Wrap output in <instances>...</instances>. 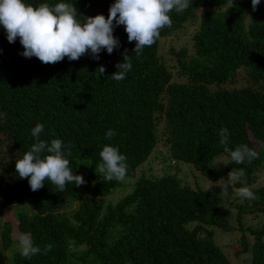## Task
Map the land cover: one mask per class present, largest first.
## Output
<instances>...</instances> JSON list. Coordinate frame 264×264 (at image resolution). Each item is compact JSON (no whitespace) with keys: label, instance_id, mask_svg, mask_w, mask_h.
Segmentation results:
<instances>
[{"label":"trees","instance_id":"1","mask_svg":"<svg viewBox=\"0 0 264 264\" xmlns=\"http://www.w3.org/2000/svg\"><path fill=\"white\" fill-rule=\"evenodd\" d=\"M25 2L72 3L84 21L97 14L107 18L115 0ZM191 5L182 13L173 10L171 28H163L139 57L125 27L115 22L120 44L111 54L101 49L95 59L89 51L55 64L23 56L19 38L9 43L0 25V246H11L15 227L42 250L31 259L16 251L13 264H232L205 227L211 225L242 230L239 251L251 249L247 264H264V227L243 223V213H264V184L254 186L264 161V6L260 1L253 10L251 0H191ZM186 23L196 26L191 49H168L172 68L185 78L178 81L158 51L165 35ZM125 54L132 69L115 81L111 74ZM239 69L248 83L224 87ZM37 123L44 125L40 139L71 145L67 158L74 174L83 175V185L69 183L58 192L46 180L32 191L28 179L18 177L16 160L35 142L31 130ZM224 128L229 149L247 144L258 158L233 162L220 143ZM109 129L116 135L105 139ZM160 139L169 157L190 163L209 179L218 181L234 170L244 175L233 185L216 183L206 190L182 186L175 175L141 177L115 203L107 202L121 182L97 173L103 147H118L126 156V176L132 177ZM217 155L228 159L214 169L209 163ZM220 184L227 190L248 186L256 195L237 203V226L219 207ZM20 203L27 207L15 214L16 224L1 214ZM246 231L253 236L249 246ZM49 244L52 250L44 254Z\"/></svg>","mask_w":264,"mask_h":264},{"label":"clouds","instance_id":"2","mask_svg":"<svg viewBox=\"0 0 264 264\" xmlns=\"http://www.w3.org/2000/svg\"><path fill=\"white\" fill-rule=\"evenodd\" d=\"M253 10L260 4V0H251ZM191 5V0H115L109 8L107 18L103 14L78 19L75 4L59 2L55 5L41 3L34 6L25 0H0V25L7 33V40L13 43L19 38L25 57L35 56L44 64H55L65 57L78 60L91 52L93 58L99 59L101 49L111 54L119 47V40L114 37V22L123 25L128 41L135 42L134 52L137 57L145 47H150L160 39L161 30L171 28L173 20L170 13H182ZM192 6V5H191ZM118 71L111 74L115 81H122L132 69L128 55L124 61L117 63ZM99 74L105 68L100 66ZM44 125L37 123L31 130L35 142L22 158L16 160V174L20 179H28L32 191L44 187L48 180L54 184L58 192H63L67 184L77 187L85 183L83 175L74 174L67 157L72 155L71 145H64L60 139H52L50 143L40 139ZM228 129L220 132V143L229 152L231 160L236 164L251 162L258 158L259 153L247 144H241L231 150L227 147ZM116 133L109 129L105 139H111ZM102 163L98 165L99 174H103L106 181L122 182L127 175L128 165L126 156L118 147L105 145L100 152ZM233 184L240 180L238 172H229L228 178ZM219 187L227 191L228 185ZM238 195L249 200H255L256 195L248 186L238 189ZM18 245L21 256L31 259L41 253V248L34 245L30 234H20ZM52 245H46L43 253L52 250Z\"/></svg>","mask_w":264,"mask_h":264},{"label":"rangeland","instance_id":"3","mask_svg":"<svg viewBox=\"0 0 264 264\" xmlns=\"http://www.w3.org/2000/svg\"><path fill=\"white\" fill-rule=\"evenodd\" d=\"M236 0H228V3H232ZM261 4L264 6V0H260ZM196 26L191 23H186L182 28L175 30L163 38L162 43L159 45V54L162 59L165 61V64L168 68L171 69L173 80L182 81L184 76H179L172 68L174 59L171 58L169 54V47L174 46L175 48L188 47L191 49V40L190 37L195 30ZM244 70L239 69L236 73V77L233 83H228L224 87H240L248 83L243 77ZM264 149V143H263ZM167 145L161 139L157 145L153 148L148 158L141 163L135 172V175L132 177L125 178L121 182L120 186L117 187L113 193L107 197V202L115 203L121 196L131 191L134 184L141 177L148 178H158L163 174L175 175L182 186H187L190 188H200V189H209L213 184L216 183H228L233 185L227 178L228 175L221 178L220 180H212L204 176L202 173L198 172L190 163H186L181 160H173L166 153ZM3 156V151H0V158ZM228 156L226 155H217L210 160L209 165L214 169L221 168L227 161ZM233 172H238L240 177H243V172L240 170H234ZM264 184V161L260 166V171L258 174V179L255 183V187L262 186ZM243 202V197L238 195V188L233 187L227 191H223L220 194L219 207L225 212L228 219L237 226V220L235 219V214L237 211V203ZM24 207H27L24 203L12 205L7 209L1 210V214L6 215L8 219L17 223L15 220V214L18 211H21ZM3 218V217H2ZM1 218V219H2ZM243 223L244 225L251 226L253 228L264 227V213L261 211H256L255 213H243ZM193 223L187 224V227H191ZM206 229L212 232L213 241L220 247L224 254L228 257L232 264H247L250 260L249 256L251 249L246 251H239L241 246L240 236L242 230L233 229V230H224L220 227L211 225L205 226ZM24 234L20 232L17 228L12 230V244L8 249H2L0 246V256L2 262L5 264H13L11 256L14 252L20 251L18 245V236ZM245 237L248 241V246L253 241V236L246 231ZM237 251V253H235Z\"/></svg>","mask_w":264,"mask_h":264}]
</instances>
